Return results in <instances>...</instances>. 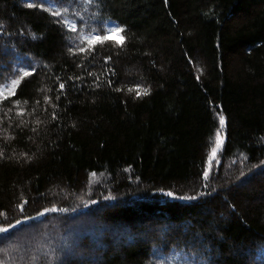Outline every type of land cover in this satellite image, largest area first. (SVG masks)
<instances>
[{"label":"trees","instance_id":"16d2710c","mask_svg":"<svg viewBox=\"0 0 264 264\" xmlns=\"http://www.w3.org/2000/svg\"><path fill=\"white\" fill-rule=\"evenodd\" d=\"M58 4L126 40L79 52ZM2 51L0 84L32 75L0 99V251L58 224L63 263L78 264L96 222L145 240L117 251L102 237L98 264H264V0H0Z\"/></svg>","mask_w":264,"mask_h":264},{"label":"rangeland","instance_id":"374dc122","mask_svg":"<svg viewBox=\"0 0 264 264\" xmlns=\"http://www.w3.org/2000/svg\"><path fill=\"white\" fill-rule=\"evenodd\" d=\"M120 39V37H118ZM7 53V54H4ZM2 56L6 57L9 56L10 58L14 59V55H12V52H5L2 51L0 53ZM224 127V125H223ZM225 131L224 128H222L219 132V139L221 141L219 147H217V136L215 137L213 143H212V149L216 148V154L215 157L212 156V151L210 153V162L208 166V172H207V179L208 175L211 173V171L218 167L219 161H220V155L223 151L224 145H225ZM264 175V174H263ZM262 177V175L257 174L256 176H253L250 181L242 182L244 179L242 178L237 183L238 189H243L248 184H252V181L256 180L257 178ZM227 179H229V185L231 186L234 182V180L230 179L229 173H227ZM228 185V186H229ZM64 197V193L62 194ZM134 203H132L133 205ZM124 206V203L120 202L117 203L113 208H121ZM100 216L103 214L102 211L99 212ZM53 226V227H51ZM50 227L53 229V232L50 234H43V232H40V229L34 228L26 234H24L23 239L19 240L17 242H13L12 246H8L6 251H0V256H4L5 259H7L8 264H34V259L45 261L46 264H64L63 262L69 260V255L72 254L71 252L67 251V248L65 246V243L67 240L62 241L57 237L58 232L60 231V227L58 224H52ZM88 229H85L82 227L79 229L76 225L73 227H69L72 232H79L82 233L85 230L90 233L91 235L96 238V241L92 243V247L90 248V256H83L81 253H79V250H74V258H70L71 261H75L78 264H98V262L102 261V254L105 252L106 247L105 245H102V237L109 236L110 234L113 236L114 248L119 251L120 246L130 247L134 243L138 242L139 240H144L140 235H134L132 234L129 229L125 226L118 225V232L112 234L113 232H109L108 228L105 224L101 223H92L89 226H87ZM170 226H165L161 228L163 231H167ZM107 228V229H106ZM85 229V230H84ZM103 229H105V232L102 233ZM150 232V230H148ZM90 236V235H89ZM70 239L72 238L74 242L77 241V239L81 238L80 236L72 237L70 235ZM162 239V238H160ZM145 241V240H144ZM50 250H58L62 255L58 257V259L54 262L52 259H49L50 255H48V251ZM99 252H101V255H97ZM69 256V257H68ZM243 257H247V255L244 253L242 255ZM48 258V259H47ZM248 258V257H247Z\"/></svg>","mask_w":264,"mask_h":264},{"label":"snow or ice","instance_id":"6c2138e0","mask_svg":"<svg viewBox=\"0 0 264 264\" xmlns=\"http://www.w3.org/2000/svg\"><path fill=\"white\" fill-rule=\"evenodd\" d=\"M86 3H93L94 0H85ZM27 6L29 8L34 7L35 5L32 3H28ZM42 8H44L43 5H41ZM64 7L63 4H58V6L53 7L52 5H49V8H52L51 11V15L55 18H58L57 22L60 23L62 22L67 31L73 34H77L78 33V27L75 23H72L70 20L66 19L62 12L59 10L60 8ZM49 8H44L45 11H48ZM67 9L65 8V11ZM102 25L105 26H101L99 28L98 31H92L90 30L89 33L85 36V37H80L81 40L84 41V43L86 45H88V47H83V46H79L78 47V51L79 52H88L91 50H94L95 47L97 46V44H103L106 41L109 40V38L115 34L117 36H120L121 34H126V29L120 26H106L105 22H102ZM124 40H126V35H124L122 37L121 41H117V44H120L121 46L123 45ZM72 47L69 48V51L72 52ZM7 54V53H4ZM75 54V53H73ZM15 75L18 76V78H13L10 81V85L8 84H0V99H8L9 96H15L16 95V90L17 88L20 86L21 82L32 75V70L29 67H24L23 65H20L16 68L15 70ZM64 89V84H60V90L63 91ZM117 91H119V89H117ZM131 91V89H130ZM7 92V95H5V93ZM144 94H147L146 92ZM140 93L137 92V96H139ZM17 103H19V101H17ZM22 114V113H21ZM220 123L221 126H223L224 124V118L223 116L220 117ZM221 141L219 139V133H217V147H219ZM216 154V148L212 149V156L215 157ZM205 178H207V172L205 173ZM169 196L172 195V193L168 194ZM27 203V202H25ZM21 212H23V207H21ZM48 210L45 209V212H47ZM52 211H56V209H52ZM40 215H43V213H40ZM19 223V221H17ZM8 231L7 228L5 227H0V233H6Z\"/></svg>","mask_w":264,"mask_h":264}]
</instances>
